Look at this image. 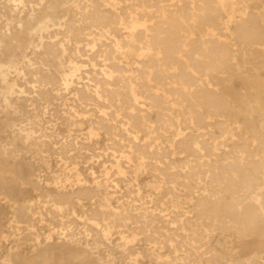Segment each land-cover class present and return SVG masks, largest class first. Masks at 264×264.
Masks as SVG:
<instances>
[{
  "label": "bare ground",
  "instance_id": "obj_1",
  "mask_svg": "<svg viewBox=\"0 0 264 264\" xmlns=\"http://www.w3.org/2000/svg\"><path fill=\"white\" fill-rule=\"evenodd\" d=\"M0 264H264V0H0Z\"/></svg>",
  "mask_w": 264,
  "mask_h": 264
}]
</instances>
